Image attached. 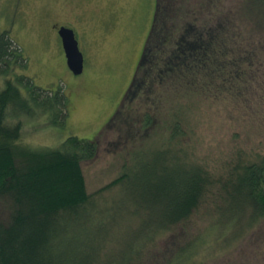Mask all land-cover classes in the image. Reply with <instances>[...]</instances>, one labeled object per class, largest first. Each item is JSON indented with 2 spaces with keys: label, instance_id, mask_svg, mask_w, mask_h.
<instances>
[{
  "label": "trees",
  "instance_id": "1",
  "mask_svg": "<svg viewBox=\"0 0 264 264\" xmlns=\"http://www.w3.org/2000/svg\"><path fill=\"white\" fill-rule=\"evenodd\" d=\"M244 6L246 16L257 14L256 5ZM257 6L263 8L264 0H257ZM159 9L157 0L137 63L138 69L144 68L145 77L137 82L135 76L125 94L127 101L132 102L149 82H161L168 72L180 69L189 97H210L214 90L225 91L230 84L227 75L224 78L225 67L237 60L245 63L238 77L248 80L246 88L253 84L257 93L254 83L259 70L254 53L245 48L234 55L217 27L206 29L195 23L185 27L172 43L159 33ZM254 24L257 26V15ZM259 25L264 28L262 16ZM28 67L24 49L8 30L1 31L0 206L7 205L3 208L7 213L0 211V264H135L145 257L159 232L187 221L211 196L217 214L210 224L218 231L242 218L251 222L264 217L263 151L240 149L219 163L221 172L216 174L210 167L190 161L180 147L192 126L188 103L180 105L170 118L162 146L149 158L138 160L129 174L111 182H122L119 194L100 203L103 196L87 191L81 167L98 152L95 136L71 134L57 147L33 146L23 140L26 117L50 112L51 121L59 127L70 115L65 89L40 87L25 71ZM137 84L141 86L136 91ZM144 121L149 126L154 119L146 113ZM125 226L127 230L116 236L111 247L107 242L110 236ZM129 230L132 235L127 234ZM203 237L199 235L197 242H203ZM198 243L191 237L182 246L174 241L167 262L162 264H194V245Z\"/></svg>",
  "mask_w": 264,
  "mask_h": 264
},
{
  "label": "rangeland",
  "instance_id": "2",
  "mask_svg": "<svg viewBox=\"0 0 264 264\" xmlns=\"http://www.w3.org/2000/svg\"><path fill=\"white\" fill-rule=\"evenodd\" d=\"M156 1L0 0V32L8 30L28 55L25 71L40 87H63L70 102L68 122L66 119L61 128L51 121L50 112L26 117L23 140L33 146L57 147L71 134L95 136L98 152L81 167L87 191L103 196L100 203L119 194L122 182H111L129 174L138 160L149 158L162 146L169 133L168 122L182 104L188 103L192 110V126L180 146L190 161L210 167L216 174L221 172L219 163L240 149L264 153V28L259 25L264 7L259 9L257 0H160L158 10L159 33L172 43L195 23L206 29L217 27L234 55L245 48L254 53L259 70L254 83L257 93L253 84L246 88L248 80L238 77L245 63L237 60L225 67L224 78L227 75L226 83L230 81L225 91L214 90L210 97H189L180 69L168 72L161 82H149L130 102L125 94L132 81L135 76L137 82L145 77L144 68L138 69L137 63L153 23ZM245 3L256 5L257 26L256 15H245ZM53 21L69 22L77 30L86 57L81 74L68 67L59 34L50 26ZM146 113L154 119L149 126L144 124ZM212 202L211 196L187 221L159 232L154 245L135 264L166 263L174 241L182 246L191 237L198 243L199 235L204 236V243L194 245V264H264V217L251 222L242 218L218 231L210 224L217 214ZM126 228L114 230L107 241L111 247ZM127 234L132 235V230Z\"/></svg>",
  "mask_w": 264,
  "mask_h": 264
},
{
  "label": "water",
  "instance_id": "3",
  "mask_svg": "<svg viewBox=\"0 0 264 264\" xmlns=\"http://www.w3.org/2000/svg\"><path fill=\"white\" fill-rule=\"evenodd\" d=\"M59 35L68 67L74 74H81L85 68V55L80 47L79 38L75 29L63 25L59 29Z\"/></svg>",
  "mask_w": 264,
  "mask_h": 264
},
{
  "label": "flooded vegetation",
  "instance_id": "4",
  "mask_svg": "<svg viewBox=\"0 0 264 264\" xmlns=\"http://www.w3.org/2000/svg\"><path fill=\"white\" fill-rule=\"evenodd\" d=\"M63 25H65V26H69V27H72V28H74L75 29V27L74 26H72L69 22L67 23V22H60V21H53L52 23H51V28H53L58 34H59V29H60V27L61 26H63ZM75 31H76V34H77V36H78V33H77V30L75 29ZM59 37H60V35H59ZM60 39H61V37H60ZM62 42V41H61ZM143 49H144V47H143ZM65 53V52H64ZM142 53H143V50H142V52H141V55H142ZM85 55V54H84ZM85 61H86V57H85ZM66 63H67V59H66ZM84 70H85V68H84Z\"/></svg>",
  "mask_w": 264,
  "mask_h": 264
}]
</instances>
